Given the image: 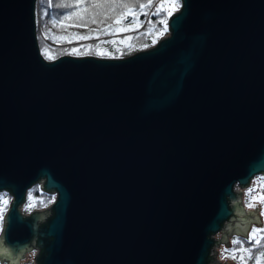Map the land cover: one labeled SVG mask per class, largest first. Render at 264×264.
Instances as JSON below:
<instances>
[{
    "label": "water",
    "instance_id": "95a60500",
    "mask_svg": "<svg viewBox=\"0 0 264 264\" xmlns=\"http://www.w3.org/2000/svg\"><path fill=\"white\" fill-rule=\"evenodd\" d=\"M35 4L0 0V264H222L262 225L234 186L264 177V0H186L151 50L55 62ZM36 185L56 200L25 216Z\"/></svg>",
    "mask_w": 264,
    "mask_h": 264
},
{
    "label": "snow or ice",
    "instance_id": "6c2138e0",
    "mask_svg": "<svg viewBox=\"0 0 264 264\" xmlns=\"http://www.w3.org/2000/svg\"><path fill=\"white\" fill-rule=\"evenodd\" d=\"M48 6L52 7V0H48ZM57 8L64 11L61 12L59 17L53 16L50 18L53 27L60 29L64 35H55L51 30H46L42 33L44 39L52 40L55 43H68L72 44L79 41L97 40L100 44L124 45L125 48L132 49L131 41L135 38L133 35H124L129 33H139L142 36H151V45L155 46L159 41L168 34L170 30V20L175 13L181 12L186 8V0H63L62 3L56 5ZM141 16L144 17L141 20ZM43 17L49 18V12L44 11ZM151 17L157 19L152 20ZM180 17H177V21ZM177 21H172L175 25ZM35 23L39 24V20ZM95 25L96 27H91ZM148 25L146 31L140 32L141 29ZM70 29H87V35H82L79 31L72 32ZM121 37L120 39L104 40L102 37ZM148 44H144L141 51L146 50ZM163 47V45H162ZM88 51L91 52L93 45L87 46ZM69 55L80 56L81 48L72 47L65 49ZM115 52L119 53L122 57L124 52L121 48L116 47ZM41 56L50 62H55L56 57L52 55V50L48 45L40 49ZM96 55L103 58L108 56L115 59L114 53L106 51L96 46ZM256 187H249L246 190V195L251 197L246 207L252 209L257 204L264 206V192L259 193L257 196H252ZM34 197L31 192L26 194L24 207L25 210L31 211L36 207L33 203ZM54 201V197L49 198ZM10 199L7 194L0 195V233L5 234L7 242V234L3 227L5 215L10 206ZM43 203V201H40ZM20 205H17L18 210ZM231 215V213H229ZM260 216L264 217V207H261ZM264 229L253 227L246 240L235 238L231 241L233 247L230 249L222 247L221 257L224 259H232L237 261V264H248V261L253 259V246L259 247L261 240H264ZM254 242V244H253ZM245 243L251 245L244 247ZM239 246V247H237ZM13 249L14 255L19 256L21 252L25 251L28 245L22 248H15L9 244ZM239 253V255H238ZM35 255V252H33ZM261 258H264V253L261 257L256 258V264H261Z\"/></svg>",
    "mask_w": 264,
    "mask_h": 264
},
{
    "label": "trees",
    "instance_id": "16d2710c",
    "mask_svg": "<svg viewBox=\"0 0 264 264\" xmlns=\"http://www.w3.org/2000/svg\"><path fill=\"white\" fill-rule=\"evenodd\" d=\"M62 2H63V0H52V5H53L52 7L48 6V0H36V4H35V21L39 20V24L36 23V36H37V40H38L39 49L43 48L45 45H48L49 48L52 50V55H54L56 57L55 61L61 57H66V56L74 57V58L93 57V58H97V59L121 60V59H126V58H128V57H130L136 53L143 52L140 49L142 48V46L144 44L149 45V47L144 51L151 50L157 46V45H155V46L151 45V40H152L151 36H142L139 33L124 34V35H133L135 37L131 41V43L133 45L132 49L125 48L124 45H119V44L116 46H113L112 44H100L99 41L94 40V39L88 40V41L74 42L72 44H68V43L58 44V43L53 42L52 40L44 39V37L42 36V33L46 30H51V32L55 35H64L65 34L60 29L53 27L51 24V20H50V18L53 16L59 17L61 12L64 11V10L56 7V5H58ZM45 10H47L49 12V18L43 17V13ZM143 19H144V17L141 16V20H143ZM151 19L155 20L157 18L151 17ZM91 27L95 28L96 26L92 25ZM147 27H148V25H145V28L141 29L140 32L146 31ZM69 31H72V32L79 31L82 35H87V29H70ZM169 34H170V31L162 39L167 37ZM120 38L121 37L118 36V37H102L101 39L110 40V39H120ZM88 45H93V49L91 52L88 51V48H87ZM97 45H99L100 48H102L106 51L114 53L116 58L112 59V58H109L108 56L101 58V57L97 56L96 55V46ZM72 47H80L82 55L72 56V55H69L66 51H64L65 49H69ZM116 47H119L123 50L124 55L122 57L120 56L119 53L115 52ZM45 61H47V60H45ZM47 62H50V61H47ZM28 192H31L33 197L35 198L33 203L36 204V207L33 208L31 211H27V210H25V207L22 206L21 207L22 208V214H23V212L30 214L34 211L46 210L50 206H52L56 200V195L54 193L47 192L44 189L39 188L37 185L32 187L30 190H28L27 193ZM0 195H2V193H0ZM50 197H54L55 200L50 201V199H49ZM8 198L10 199V201L12 200V198L9 194H8ZM40 201H43V203H40ZM261 223H262V225L260 228L264 229V220L261 221ZM250 231L248 232V236H249ZM261 235H264V233H261ZM248 236H247V238H248ZM235 238H239L241 240H246L245 238H242L240 236H233L229 240L230 248L233 247L231 244V241ZM253 244H254V242H253ZM250 246L251 245H249L247 243H245V245H244V247H250ZM237 247H239V246H237ZM261 253H264V240H261V245L259 247L253 246V259L248 261V264H256V258L261 257ZM238 255H239V253H238ZM230 264H237V261L232 260ZM261 264H264V258H261Z\"/></svg>",
    "mask_w": 264,
    "mask_h": 264
},
{
    "label": "rangeland",
    "instance_id": "374dc122",
    "mask_svg": "<svg viewBox=\"0 0 264 264\" xmlns=\"http://www.w3.org/2000/svg\"><path fill=\"white\" fill-rule=\"evenodd\" d=\"M178 13V12H177ZM177 13H175L174 15H176ZM249 187H256V190L252 193V196H257L259 193H261V192H264V177L262 176V175H258V176H256V177H254L252 180H251V182H250V184H249V186L247 187V188H249ZM247 188H246V190H247ZM246 190H244V191H242V203L245 205V208H244V211H245V213L247 212V211H253L254 213H255V209L254 208H252V209H249V208H247L246 207V204L249 202V200L251 199V197H249V196H247L246 195ZM4 194H7L6 192H2V195H4ZM7 196H8V194H7ZM239 206L240 207H242V204L240 203L239 204ZM257 206V208L259 209V216H260V210H261V207H264V206H261V205H259V204H257L256 205ZM23 215H25V216H28L29 215V213H25V212H23ZM251 219H252V217L251 216H249ZM261 217V219H260V222L261 221H263L264 220V217H262V216H260ZM234 222L232 223V224H230V226H234ZM251 225H249V227H250V229L248 230V232L251 230V228H253L255 225H253L252 223H250ZM3 226H4V224H3ZM256 227V226H255ZM257 228H260V227H257ZM0 235H1V233H0ZM233 236H237V235H233ZM232 236V237H233ZM247 236H248V234H247ZM220 238H221V233H220V235H219V240H220ZM222 247H225L224 246V244H221V246H220V248H219V255H218V259H219V261L223 264V261L224 260H227V263L228 264H230L231 263V261H232V259H230V258H228V259H224V258H222L221 257V252H222ZM34 252V251H33ZM33 252L32 253H29V254H26L25 255V257H24V259L22 260V261H25V259H26V263H33L34 262V257L36 256V255H33ZM36 254V253H35ZM5 264H7V263H5Z\"/></svg>",
    "mask_w": 264,
    "mask_h": 264
},
{
    "label": "built area",
    "instance_id": "2783aa9c",
    "mask_svg": "<svg viewBox=\"0 0 264 264\" xmlns=\"http://www.w3.org/2000/svg\"><path fill=\"white\" fill-rule=\"evenodd\" d=\"M234 191H236V192H239V191H241V194H242V191L243 190H241L238 186H236L235 188H234ZM243 195V194H242ZM219 235L220 234H217V235H214V236H212V238H215V241H219ZM221 246V245H220ZM220 246L217 248V246H214L213 248H212V250H215L216 252H217V254H216V256H215V259L216 260H219L218 259V254H219V248H220ZM211 250V253H210V256H212L213 254H214V252ZM36 254V256H37V254H38V252H35ZM35 256V257H36ZM25 264H30V263H25Z\"/></svg>",
    "mask_w": 264,
    "mask_h": 264
},
{
    "label": "bare ground",
    "instance_id": "6f19581e",
    "mask_svg": "<svg viewBox=\"0 0 264 264\" xmlns=\"http://www.w3.org/2000/svg\"><path fill=\"white\" fill-rule=\"evenodd\" d=\"M235 187H236V186H234V188H235ZM249 216H250V214L247 215V217H249ZM249 218H250V217H249ZM250 219H251V218H250ZM252 220H254L253 217H252ZM239 225H240V226H243V224H241V223H239ZM249 225H251V224H249ZM35 258H36V257H34V262H33V263L31 262L30 264H36V262H35ZM21 262H22V261H20V264H22Z\"/></svg>",
    "mask_w": 264,
    "mask_h": 264
},
{
    "label": "flooded vegetation",
    "instance_id": "af4514ba",
    "mask_svg": "<svg viewBox=\"0 0 264 264\" xmlns=\"http://www.w3.org/2000/svg\"><path fill=\"white\" fill-rule=\"evenodd\" d=\"M218 255H219V254H218ZM21 263H22V264H25V263H26V259H25V261H22Z\"/></svg>",
    "mask_w": 264,
    "mask_h": 264
}]
</instances>
